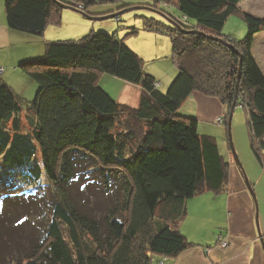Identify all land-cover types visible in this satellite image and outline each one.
Wrapping results in <instances>:
<instances>
[{"label":"trees","instance_id":"1","mask_svg":"<svg viewBox=\"0 0 264 264\" xmlns=\"http://www.w3.org/2000/svg\"><path fill=\"white\" fill-rule=\"evenodd\" d=\"M143 1L3 0L8 28L35 36L60 24L65 8L60 3L80 11L110 3L96 15L147 5L141 7L147 15H134L140 25L128 26L127 34L167 36L178 72L160 90L117 29L50 40L43 53L18 63L38 90L22 111V100L0 84V222L7 215L14 220L24 215L20 223L37 221L26 233L19 229L28 244L16 256L9 250L2 264H162L163 257L191 245L178 228L186 200L221 192L228 172L215 139L198 133L194 117L177 114L193 91L225 106L218 123L226 131L237 93L235 105L246 110L251 153L263 165L264 73L252 45L264 30V17L240 12L243 0H175L177 17L168 0ZM239 12L246 35L224 37L227 17ZM103 74L138 85V106L110 96L99 84ZM96 174L106 200L100 217L96 205L89 210L73 187L79 180L96 183Z\"/></svg>","mask_w":264,"mask_h":264},{"label":"crops","instance_id":"2","mask_svg":"<svg viewBox=\"0 0 264 264\" xmlns=\"http://www.w3.org/2000/svg\"><path fill=\"white\" fill-rule=\"evenodd\" d=\"M0 2L2 5L0 10V40L2 41V44H0V67L3 69L0 73V84H7L22 100L21 105L22 103L27 104V102L34 99L38 88L30 78L20 72L17 65L20 61L29 59L28 57L41 54L44 51L45 43L52 39L53 34L61 32V29H58L57 25H48L43 35L36 37L10 30L5 20L3 0H0ZM104 9L106 10L101 9V12L96 13L103 14V12L108 11L107 7ZM63 14L64 12L62 11L61 24L64 20ZM116 18L112 21L117 22L114 26L119 28L122 18ZM78 23L79 21L72 24L71 29H67V33H70L71 37H81L79 35L82 34L83 30L78 27ZM127 23L136 26L140 25V22H133L131 17L124 24ZM124 24L121 25V28H126L127 30L123 35H120L116 31L118 37L127 36V31H129L127 27L130 25ZM114 26L103 24L97 26L96 29L110 32L114 30ZM146 32L139 31L133 35L139 36L140 39H145L146 37L152 39L154 35L146 34ZM155 38L156 41H164L166 39V48L157 47V53L150 54V58L156 59L158 56H160L159 58H163L167 57L165 55L171 54L169 38H164V36L158 37L157 34ZM126 43L128 44V42ZM254 46L255 38L252 51L257 61ZM260 54L263 55V51ZM172 68L173 70L176 69L175 66H172ZM261 70L264 73L263 67ZM149 73L156 78L158 88L162 90L169 85L176 71L172 76L166 75L163 78L159 74L157 75L160 78L156 77L155 71H149ZM103 77L101 75L99 79V84L102 88H104L103 85H106L102 84ZM116 80L121 82V85L114 99L120 104L137 107L142 95V89L138 85L119 79ZM177 111L179 114L192 116L197 120V131L199 134L210 135L215 139L221 155L228 162V172L226 184L221 192L204 191L201 193L204 197L208 196L213 203L212 207L217 209L213 211L214 215L210 214L208 218L202 217V206L195 204L198 201L197 198L201 200L200 195L186 200V212L179 221L178 228L192 244L176 256L165 257L162 264H264V163L263 165L259 164L252 155L248 144L247 131L244 130L243 123H233L232 118L231 134L242 169L254 192V198L244 184L243 174L233 160L229 144L227 147L220 144V141L223 142L224 137L217 134L219 130H215L217 127L215 124L218 123L217 117L223 118L226 114L225 106L214 97L204 95L199 91H193L182 102ZM256 221L258 225H256ZM257 226L260 234L258 233ZM219 236L226 240V246L220 245Z\"/></svg>","mask_w":264,"mask_h":264},{"label":"rangeland","instance_id":"3","mask_svg":"<svg viewBox=\"0 0 264 264\" xmlns=\"http://www.w3.org/2000/svg\"><path fill=\"white\" fill-rule=\"evenodd\" d=\"M63 2H66L68 0H60ZM145 2V0L143 1ZM110 3L108 2H95L92 4H89L86 7L85 11H74L72 9L69 8H64L63 9V23L58 24L57 28L61 29V32L55 33L52 36V39H61V40H67L70 38H75L77 39L78 37H71L70 33H67V29H71V25L74 23H78V27L81 28L83 31L81 32L82 34H85L86 32H89L90 30H94L96 31V27L99 25H107V24H111V25H115L117 22L112 21L113 18H109V19H103V20H96V19H91V18H87L84 14H87L89 16H93L96 15V12H101V9L104 10L105 6H109ZM169 4V8L170 10L174 13V16L177 17V15L179 14V11L177 10V6L175 5V0H168L167 1V5ZM80 5V4H78ZM82 5V4H81ZM80 5V7L78 8H82V6ZM1 2H0V10H1ZM136 7V9L130 10V11H126L124 13H122L120 15V17L122 18V24H124L126 22V20H128L130 17L133 19V22L139 23L140 22V18L136 17L134 15H147V10L141 8V7H147V5H134ZM164 5H159L160 8L164 9L165 7H163ZM158 7V8H159ZM239 10L244 11V12H251L252 14H255L256 16H260V17H264V0H243L239 2ZM127 7H125L126 9ZM124 9V8H123ZM158 10V9H156ZM239 13H233L231 15H229L222 27V34L224 37H231L233 38V40H240L242 39L246 33H247V27H246V23L243 20L241 14ZM61 21H62V16H61ZM52 25V24H51ZM120 25L119 28H117V26H114V29H118V32L120 35L125 34L126 32V28H121L122 26ZM124 25H130V24H124ZM93 26V29H92ZM19 32V31H18ZM98 32V31H97ZM24 35L28 34L26 32H22ZM263 33V34H262ZM80 34V33H77ZM79 35V36H82ZM146 34H150V35H154L152 37V39H150L149 37H146L145 39L143 38H139V36L136 35H131V34H127L126 37H124V39L126 40V42H128V44L131 46L132 49H134L137 54L139 55V57L142 58L143 60V69L147 72H156V77L160 78V76H158L157 74L161 75V77H165L167 76H172L174 74V72L176 71L177 74V70H173L172 66H174L173 60L169 55H165L167 57H163V58H159L160 56H158L156 59H152L150 58V54H155L157 53L156 48H166V39L163 41H156L155 39V35L157 33L154 32H150L147 31ZM28 35H32V34H28ZM158 37H162L165 35L162 34H157ZM33 37H36L33 35ZM122 37V36H121ZM51 38V37H49ZM50 39V40H52ZM0 44H2V41L0 40ZM261 51H263V55H264V30L260 31L259 33L256 34L255 36V46H254V52L255 55L257 56V62L260 66H262L264 68V57L261 53ZM43 53V51H42ZM40 55V54H39ZM38 56V55H35ZM32 56V57H35ZM163 56V55H162ZM31 58V57H28ZM159 58V59H158ZM261 67V68H262ZM175 74V75H176ZM174 75V77H175ZM103 82L102 84H106L103 85L104 86V90L110 94V96H112L113 98H116L119 89H120V85L121 82H118L116 79V77L110 75V74H103ZM173 77V78H174ZM173 80V79H172ZM163 82V80H162ZM171 82V81H170ZM100 83V82H99ZM163 86V85H161ZM168 86V85H167ZM167 87H165L164 89H162L163 91L166 90ZM22 111H24L27 107V104H23L22 103ZM179 114V113H177ZM182 115V114H180ZM185 116V115H182ZM187 117H192V116H187ZM225 117V116H223ZM233 123L234 122H240L243 123V127L244 130H246V110L245 108H243L242 106L237 105L234 109V113H233ZM217 127L215 128V130H219V132H217V134L223 136V142L220 141V144L224 145V146H228V141H227V135H226V129H225V125L224 123H216L215 124ZM247 131V130H246ZM246 133V132H245ZM232 141L233 137H232ZM234 145V142H233ZM221 146V145H220ZM235 148V146H234ZM236 150V149H235ZM262 151L264 152V148L262 149ZM237 153V151H236ZM238 156V153H237ZM239 158V156H238ZM99 176L98 174H96V183L89 181L88 185H85L82 181H78L77 183L74 184V190L76 191V194L78 196V200H84L86 201V206H89V210H92L93 207H95L96 205V215L97 217H100L102 215L101 209L103 208V205L105 204V195L103 193V190L101 188V184L99 183ZM10 184H11V180H10ZM245 184V182H244ZM14 185V184H11ZM246 185V184H245ZM22 186V183L20 182V185L18 186V188H20ZM45 188V187H44ZM5 189V188H4ZM47 189V188H45ZM116 190V189H115ZM114 189H112V192L110 193V195L114 196L115 198L116 196V192ZM3 191V190H2ZM1 191V192H2ZM200 195V198H197L198 201L195 202V204H200L202 206V217L203 218H208L210 214H213V211H216L217 209H215V207H212L213 203L211 202V200L209 199L208 196H203L201 193L196 194L194 196H198ZM212 195V194H211ZM192 196V197H194ZM203 198V199H202ZM191 198H188L187 200H189ZM93 211V210H92ZM19 214V212H18ZM214 215V214H213ZM24 215H20V216H16V220L12 219L13 217L10 215L8 216H3V223L0 222V264L3 263L5 258H9V250H12L16 255H19V248L23 245H27L28 244V239L27 236L23 235L20 233L19 229H22L23 233L28 232V227L33 226V224L37 221H29L30 223H20L21 222V217ZM36 219V217H34ZM9 219V222H8ZM13 224H12V221ZM20 221V222H19ZM17 222V223H15ZM202 222V221H201ZM11 225L13 226V228L11 227ZM202 227V226H201ZM65 229H63L64 231ZM66 232L64 233V235L66 236ZM218 234V233H217ZM26 237V238H25ZM18 244V245H17ZM18 249V250H17Z\"/></svg>","mask_w":264,"mask_h":264},{"label":"water","instance_id":"4","mask_svg":"<svg viewBox=\"0 0 264 264\" xmlns=\"http://www.w3.org/2000/svg\"><path fill=\"white\" fill-rule=\"evenodd\" d=\"M63 7L65 8H69V9H72L74 11H80L76 8H74L73 6H70V5H64L63 3H60ZM134 8H136L135 6H131V7H127L126 9H120V10H117L115 12H112V13H109V14H105V15H93V16H89L87 14H84L87 18H91V19H96V20H103V19H108V18H114L116 16H119L121 15L122 13L126 12V11H130V10H133ZM173 23V22H172ZM174 25H176L177 27H180L178 26L177 24L174 23ZM239 78V74L237 76V80ZM236 99H237V93L235 92L234 93V97H233V101L229 107V110H228V115H227V139H228V144H229V147H230V151L232 153V157H233V160L234 162L239 166L242 174H243V178H244V182L246 184V187L248 188L249 192L251 193L252 197L254 198V192L253 190L251 189V185L249 184V181L242 169V166H241V163L239 161V158L237 156V153H236V150L234 148V145H233V141H232V134H231V120H232V114H233V110L234 108L236 107ZM256 225L257 224V221H256ZM257 229H258V233L260 234V231H259V228L257 226Z\"/></svg>","mask_w":264,"mask_h":264},{"label":"built area","instance_id":"5","mask_svg":"<svg viewBox=\"0 0 264 264\" xmlns=\"http://www.w3.org/2000/svg\"><path fill=\"white\" fill-rule=\"evenodd\" d=\"M78 7H80V5H78ZM2 68L0 67V73L2 72ZM217 122H220V120H221V118L220 117H217ZM219 243H220V245L221 246H226L227 245V242H226V240H224L223 238H221V236H219ZM164 260V257H163V259H162V261ZM160 264H161V262H160Z\"/></svg>","mask_w":264,"mask_h":264}]
</instances>
